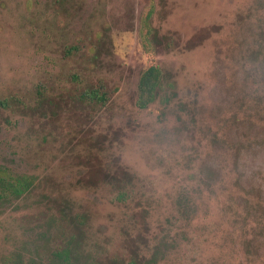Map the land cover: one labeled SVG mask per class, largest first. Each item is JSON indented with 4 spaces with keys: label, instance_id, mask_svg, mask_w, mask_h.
Instances as JSON below:
<instances>
[{
    "label": "rangeland",
    "instance_id": "rangeland-1",
    "mask_svg": "<svg viewBox=\"0 0 264 264\" xmlns=\"http://www.w3.org/2000/svg\"><path fill=\"white\" fill-rule=\"evenodd\" d=\"M0 102V264H264V0H0Z\"/></svg>",
    "mask_w": 264,
    "mask_h": 264
},
{
    "label": "trees",
    "instance_id": "trees-1",
    "mask_svg": "<svg viewBox=\"0 0 264 264\" xmlns=\"http://www.w3.org/2000/svg\"><path fill=\"white\" fill-rule=\"evenodd\" d=\"M150 14L151 12H148L142 19L140 29L141 41L145 47L151 31H153L148 25ZM162 77V70L155 65H151L141 72L137 82L136 98V106L139 109H146L155 101V98L162 86ZM88 96L91 99L103 100V94L99 95L97 91H90ZM0 107H4L2 102H0ZM29 185L30 183L26 180V178H14L9 174L5 167L0 166V198H5L7 195L20 196L27 191ZM66 254L67 251L64 250L58 259H61V257Z\"/></svg>",
    "mask_w": 264,
    "mask_h": 264
}]
</instances>
